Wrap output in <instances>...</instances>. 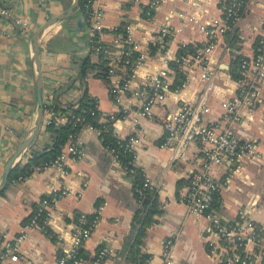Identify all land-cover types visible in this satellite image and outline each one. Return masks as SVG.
I'll list each match as a JSON object with an SVG mask.
<instances>
[{"label": "crops", "instance_id": "0c3cea01", "mask_svg": "<svg viewBox=\"0 0 264 264\" xmlns=\"http://www.w3.org/2000/svg\"><path fill=\"white\" fill-rule=\"evenodd\" d=\"M72 1L0 0L10 10L9 16L0 18L6 30L0 35V181L13 158L15 163L26 162V153L30 152L28 148L34 141L35 150H41L48 141V133L44 131L47 110L64 111L61 109L68 108L87 90L90 98H96L101 112L117 114L113 120L117 135L134 138L131 144L134 165L142 168L158 190L162 212L146 227L136 258L140 260L141 253H147V264H163L164 245L171 239L172 264H219L210 252L209 219L189 212L185 203L190 176L204 164L201 144H191L179 158H173L172 149L163 145L166 133L163 115L175 110L184 100L194 98L205 85L200 62L189 60L186 87L181 91L169 90L165 102L153 107L152 116L140 113V101L130 98L132 90H127L124 103L129 109L123 116L122 105L111 92L117 79L98 77L94 73L96 69L89 74L86 87L77 78L75 55L90 53L94 62L100 61L89 41L94 35L89 15L75 12L68 25L62 20L49 25L40 37L47 108L38 135L16 156L21 143L31 133L38 110L32 36ZM150 3L151 0H97L104 10L101 40L114 45L120 32H127L135 49L146 54L133 87L149 83L157 69L172 67L171 62L182 45L207 42L209 23L222 16L225 0H161L153 9ZM16 16L29 19L31 29L20 32L14 23ZM81 16L85 20L80 22ZM263 34L264 0H247L238 24L217 36L207 55L213 81L207 120L221 117L223 101L239 91L241 59L254 55L256 42ZM252 102L241 108L243 113L233 125L241 140H255L257 153L243 156L232 170L214 165L211 172L220 181H225L229 175L219 209L224 217L233 219L241 209L248 208L256 222L264 223V92H259ZM55 104L60 108L55 109ZM79 137L84 146L83 154L79 157L71 154L66 171L52 166L37 167L25 180L10 181L0 193V233L4 240L24 234L19 243L17 264H57L62 247L71 240L69 231L77 221L76 216L93 214L99 205L103 206L101 219L83 243L84 259L80 264H136L131 261L134 254L129 239L137 207L134 177L108 152L97 126L95 129L84 126ZM55 192L62 195L51 209V232L27 226L41 198ZM60 233L65 235V242L58 240ZM103 246H109L112 251L99 257Z\"/></svg>", "mask_w": 264, "mask_h": 264}, {"label": "built area", "instance_id": "2783aa9c", "mask_svg": "<svg viewBox=\"0 0 264 264\" xmlns=\"http://www.w3.org/2000/svg\"><path fill=\"white\" fill-rule=\"evenodd\" d=\"M160 2L161 0H151V9L157 7ZM88 6L89 17L93 21L92 31L97 36L96 44H91V49L98 56L101 55L99 57L101 60H105L107 77L117 79L111 86V92L116 102L122 105L121 115L124 116L129 109L124 103V98H126L127 90L131 89L132 94L129 97L138 98L140 113L152 116L154 114L153 107L165 102L169 90L181 91L186 87L189 79L187 72L189 60L193 59L201 63V76L205 80V85L194 98L184 100L175 110L163 115V125L166 131L163 145L172 149L173 158H179L185 154L191 144H201L205 154L204 164L190 176L185 203L189 212L200 216L205 215L209 219L210 252L219 264H264V223L256 222L251 216V209L248 208L241 209L233 219H224L220 208L211 206L214 195L217 193L221 196L222 190L229 181V175L225 181L216 178L211 172V167L217 165L225 170H232L243 156H253L257 153L255 140H241L236 134L233 124L234 121L240 119V114L243 113L241 108L244 105H251L254 97L258 96L259 92H264V34L256 42L254 55L241 59L240 89L232 97L223 101L222 116L212 121L206 118V113L209 110V92L213 87L207 55L213 49L217 36L228 32L238 24L244 14L247 0H225L222 16L209 23L210 27L207 29V33L210 38L208 41L200 45L196 52L188 51L176 57L178 67L184 74L181 84L173 85L174 75L176 76L173 67H161L152 74L149 83L136 87H133V84L136 82L138 67L145 61L146 54L135 49L127 32H120L114 45L104 43L99 37L104 16L103 7L101 4H97V0H91ZM151 9L149 14L152 12ZM9 14V8L0 2V18L9 16ZM14 23L20 32H27L32 27L31 21L23 16L14 17ZM4 33L6 30L0 23V35ZM127 43H130L129 47L126 45ZM134 51H137L138 54L135 55ZM172 77H174L173 81ZM77 104L59 112L49 108L45 124L52 122L61 124L69 121L70 118L74 119L75 124L82 123L85 120L84 116L76 115L73 110ZM90 112L94 115L100 114L101 121L114 120L117 117V114L114 113L101 112L98 109L97 101ZM84 126L91 129L96 128L91 123ZM120 139L126 140L123 146L124 150L131 151L134 138L120 137ZM107 150L119 164L123 165L126 170L129 169L121 160L120 153L115 147H107ZM83 151L84 146L79 132L72 133L62 146L61 152L41 167L52 166L64 172L68 157L71 154L79 157ZM26 178L27 176L20 175L16 180L23 181ZM144 186L155 187L146 176ZM61 195V192H55L41 198L27 226L39 228L46 233L51 232L49 228L51 209ZM102 208L103 206L99 205L97 211L90 217L85 213L78 216L75 225L69 231L71 240L68 244L65 242V235L59 234L58 240L64 241L65 244L61 249L57 264H80L84 259L80 248L99 223ZM23 237L24 234H21L13 240L5 241L4 235L0 233V264H17L19 243ZM172 243L171 239H167L165 242L163 264H172ZM111 251L112 248L109 246H103L99 250V257Z\"/></svg>", "mask_w": 264, "mask_h": 264}, {"label": "trees", "instance_id": "16d2710c", "mask_svg": "<svg viewBox=\"0 0 264 264\" xmlns=\"http://www.w3.org/2000/svg\"><path fill=\"white\" fill-rule=\"evenodd\" d=\"M90 1L91 0H79V8L76 12H82L86 16H88L90 12L88 4ZM72 16L73 15L63 19L62 22L65 25H68V23L72 19ZM120 30L124 31V29L122 28ZM96 40L97 36L91 35L89 38L90 45L93 43L96 44ZM126 45L129 47L130 43H127ZM199 46L200 45L194 43L182 45L179 49L178 55H181L182 53H186L188 51L196 52ZM134 54L136 55L138 54V52L134 51ZM99 57H101V55ZM74 61L77 64L76 66H78L77 78L79 79L82 86L86 87L87 78L89 74L95 69V75L108 80L105 60L100 59V61L94 62L91 58L90 53H88L85 55H75ZM171 66L175 69L176 72L173 85L181 84L182 80L184 79V74L179 69L176 59L171 62ZM96 101V98H90V95L86 90L85 93L81 96L80 100L77 102V106L73 109L76 115L84 116L85 120L82 123L75 124L74 119L70 118V120L65 123L55 124L54 122H52L47 124L44 131L48 133V141L41 150H35V141L29 146L28 151L30 152L26 153L28 155L27 161H18L15 164L11 171L8 183L10 181L16 180L20 175H30L35 168L41 167L45 162H48L55 158L61 152L62 146L65 144L72 133L80 132L83 126L87 123L94 124L101 130V137L105 147H115L119 151L121 160L125 165H127V167L129 168L128 172L134 177L133 192L137 202V207L135 210L132 231L129 235V239L132 241L131 247L134 254V257L131 261L136 264H147L149 254L141 253L140 260L136 258L135 254L140 250L139 245L142 242L146 227L149 224L155 222L157 220L155 216L162 212V206L158 200V190L156 187L144 186V172L142 168L134 165V152L132 150H124L123 146L126 140H121L117 135L114 129L113 120L101 121L100 114L94 115L90 112L91 108L94 107ZM73 104L75 103H70L69 106L73 107ZM46 108L47 106L45 105V110ZM59 108V105L55 104V109ZM65 109L66 108H62L61 110ZM2 192L3 191H1L0 193ZM221 204L222 198L219 194L216 193L212 199L211 206L218 209L220 208ZM35 210L28 218V221L30 220L31 216H33ZM79 215L80 214H78L76 218ZM92 215L93 214H87V216L89 217ZM224 219H226V217ZM80 253L84 256L83 248H80ZM59 254H61V252Z\"/></svg>", "mask_w": 264, "mask_h": 264}, {"label": "water", "instance_id": "95a60500", "mask_svg": "<svg viewBox=\"0 0 264 264\" xmlns=\"http://www.w3.org/2000/svg\"><path fill=\"white\" fill-rule=\"evenodd\" d=\"M79 8V0H73L69 7H67L64 11L57 14L56 16L48 19L44 24H42L37 30L34 32L32 36V47H33V56L37 68V75L35 79L36 90H37V98H38V110L35 124L31 130L29 136L21 143L20 147L16 152V156L22 153L36 138L41 128V124L45 114V102H44V80H43V72L41 67V59H40V37L43 31L51 24L63 20L72 14H74ZM81 20L84 21L85 18L83 16L80 17ZM85 91V90H84ZM81 98V97H80ZM77 99L74 103H77L79 100ZM15 158H13L9 164L7 165L5 172L0 181V192L6 187L9 181V177L13 167L15 166Z\"/></svg>", "mask_w": 264, "mask_h": 264}]
</instances>
